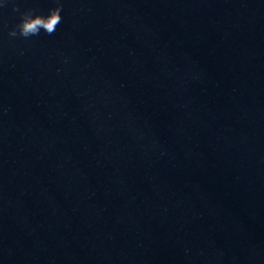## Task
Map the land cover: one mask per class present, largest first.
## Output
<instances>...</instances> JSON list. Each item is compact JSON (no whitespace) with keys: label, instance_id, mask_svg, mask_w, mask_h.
Returning a JSON list of instances; mask_svg holds the SVG:
<instances>
[{"label":"water","instance_id":"obj_1","mask_svg":"<svg viewBox=\"0 0 264 264\" xmlns=\"http://www.w3.org/2000/svg\"><path fill=\"white\" fill-rule=\"evenodd\" d=\"M0 264H264V0H3Z\"/></svg>","mask_w":264,"mask_h":264},{"label":"clouds","instance_id":"obj_2","mask_svg":"<svg viewBox=\"0 0 264 264\" xmlns=\"http://www.w3.org/2000/svg\"><path fill=\"white\" fill-rule=\"evenodd\" d=\"M3 3V0H0ZM62 19L61 5L57 3L54 8H51L47 14H33L32 12L25 13L16 28L10 32L11 35L19 34L24 37L39 35L41 30L51 35L56 31L57 25Z\"/></svg>","mask_w":264,"mask_h":264}]
</instances>
